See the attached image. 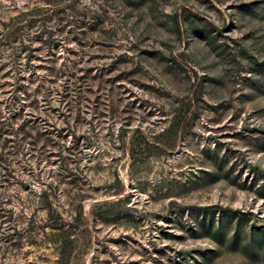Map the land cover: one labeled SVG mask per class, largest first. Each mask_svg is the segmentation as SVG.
Instances as JSON below:
<instances>
[{"label":"rangeland","instance_id":"obj_1","mask_svg":"<svg viewBox=\"0 0 264 264\" xmlns=\"http://www.w3.org/2000/svg\"><path fill=\"white\" fill-rule=\"evenodd\" d=\"M0 264H264V0H0Z\"/></svg>","mask_w":264,"mask_h":264},{"label":"trees","instance_id":"obj_2","mask_svg":"<svg viewBox=\"0 0 264 264\" xmlns=\"http://www.w3.org/2000/svg\"><path fill=\"white\" fill-rule=\"evenodd\" d=\"M177 127H178V125H177ZM172 130H173V129H172ZM172 130H171V131H172ZM175 132H177V129H175ZM148 144H150V143H148ZM148 144H147V145H148ZM145 145H146V144H145Z\"/></svg>","mask_w":264,"mask_h":264}]
</instances>
